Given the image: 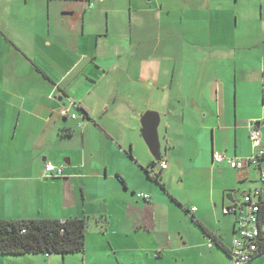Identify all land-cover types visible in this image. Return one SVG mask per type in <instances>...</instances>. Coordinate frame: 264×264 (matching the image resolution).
<instances>
[{
  "label": "crops",
  "instance_id": "0c3cea01",
  "mask_svg": "<svg viewBox=\"0 0 264 264\" xmlns=\"http://www.w3.org/2000/svg\"><path fill=\"white\" fill-rule=\"evenodd\" d=\"M88 1L0 0V220H91L86 199L99 185L128 210L102 246L116 264H228L237 223L226 209L264 197L252 185L264 158L242 172L213 156L253 153L264 53H242L206 0ZM148 111L160 115V162L142 136ZM48 162L68 177H46ZM152 165L158 182L143 169Z\"/></svg>",
  "mask_w": 264,
  "mask_h": 264
},
{
  "label": "rangeland",
  "instance_id": "374dc122",
  "mask_svg": "<svg viewBox=\"0 0 264 264\" xmlns=\"http://www.w3.org/2000/svg\"><path fill=\"white\" fill-rule=\"evenodd\" d=\"M193 3L201 4V0H193ZM206 3L207 5H211L209 6L211 9L215 11L219 9L221 14H225L226 30H223L222 34H228L234 37L235 40L242 39V43H240L242 53H264V0H206ZM205 9H208L206 4ZM231 41L233 44V40ZM263 127L264 123L261 122L258 129L264 138V133L262 131ZM262 149L264 150V139ZM129 161L132 163V166L126 170V173L132 176L133 181H138L136 174L137 172L140 173V171H143L132 158L129 157ZM254 176L255 180L252 185L255 188L264 187L260 172L256 171ZM116 180L122 187L125 195H132L133 189L131 184V190L125 191L122 181L119 178ZM100 190L101 188L98 185L93 191L99 193ZM103 190L104 188H102L103 194L109 192L108 188H105V191ZM98 193L93 194V196H88L86 199V209L90 213V215H88L93 219L89 221L85 253L68 255L66 257L58 255L47 256L42 254L18 258L0 257V264H116L118 256L115 252L109 248V246L103 248L102 246L110 245V243L113 242L114 236H116L113 234L116 229H118L117 226L119 224L116 220V215L120 217L126 214L128 210L113 201L116 198L119 199V197L109 194L108 199H110V201L108 202L107 198L101 199V194L98 195ZM136 198H139V195ZM94 213L97 215H94ZM103 215L107 217L103 220L105 222V228L102 230L100 228L102 224H97V219L104 217ZM231 218L233 219L234 216ZM119 258L124 262L130 259L126 254H121ZM255 262L264 264V255ZM228 264H232L231 259Z\"/></svg>",
  "mask_w": 264,
  "mask_h": 264
},
{
  "label": "trees",
  "instance_id": "16d2710c",
  "mask_svg": "<svg viewBox=\"0 0 264 264\" xmlns=\"http://www.w3.org/2000/svg\"><path fill=\"white\" fill-rule=\"evenodd\" d=\"M91 1L92 0L88 1L90 9L93 8V4H90ZM60 99H63V97ZM72 102L75 101L72 100ZM87 116L88 114L84 112V117ZM153 167L152 165L147 169H143L148 178L154 182H158L160 180V175L155 174L152 170ZM121 181L123 183V180ZM162 187L164 188L163 185ZM244 197L242 199H244ZM260 198L258 202L261 211L256 213V216L257 221L263 224L264 197ZM236 204L242 206L243 200L236 202ZM235 217L236 223L238 224V217L236 215ZM89 221L90 219L87 217H72L64 221L52 219L22 221L0 220V256L23 257L42 254L47 256L58 255L66 257L68 255L85 253ZM235 234H237L236 230ZM208 239L213 244L216 241L213 237H209ZM223 249L225 250V248ZM225 251L228 253V256L231 257V250L226 249ZM263 255L264 238L261 239L259 251L256 256L252 258L250 264L257 258H262Z\"/></svg>",
  "mask_w": 264,
  "mask_h": 264
},
{
  "label": "built area",
  "instance_id": "2783aa9c",
  "mask_svg": "<svg viewBox=\"0 0 264 264\" xmlns=\"http://www.w3.org/2000/svg\"><path fill=\"white\" fill-rule=\"evenodd\" d=\"M73 103V102H72ZM74 105V103H73ZM59 114L67 119L77 120L78 116L71 112L67 107H63ZM249 133L252 141L253 153L248 159H239L237 157H230L221 152L214 153V163L217 165H227L233 169L244 172L248 167L258 166L260 161L264 158L263 138L258 129L256 122L249 123ZM166 162H162V169H167ZM44 173L46 177L50 178H67L63 167H58L50 162L45 164ZM261 180L264 182V170L261 171ZM146 200L150 199L149 195L142 194ZM263 197L262 192L257 190L254 194L247 193L243 199V205L239 206L236 203L226 209V213L234 214L238 217L237 234L233 241L231 249V263L232 264H250L259 251L261 239L264 238V223L257 221L256 213L260 212L258 200L254 197ZM261 199V198H260ZM213 243L209 244L212 247Z\"/></svg>",
  "mask_w": 264,
  "mask_h": 264
},
{
  "label": "water",
  "instance_id": "95a60500",
  "mask_svg": "<svg viewBox=\"0 0 264 264\" xmlns=\"http://www.w3.org/2000/svg\"><path fill=\"white\" fill-rule=\"evenodd\" d=\"M62 100V99H60ZM142 136L157 162L163 159L162 143L159 134L160 115L157 112L148 111L142 118ZM260 126V123H257Z\"/></svg>",
  "mask_w": 264,
  "mask_h": 264
},
{
  "label": "clouds",
  "instance_id": "9594fccd",
  "mask_svg": "<svg viewBox=\"0 0 264 264\" xmlns=\"http://www.w3.org/2000/svg\"><path fill=\"white\" fill-rule=\"evenodd\" d=\"M258 123V122H257ZM258 126V125H257Z\"/></svg>",
  "mask_w": 264,
  "mask_h": 264
}]
</instances>
